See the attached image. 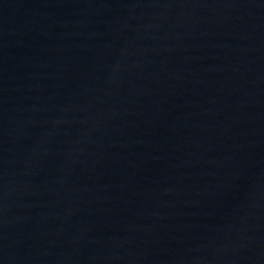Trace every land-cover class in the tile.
I'll return each mask as SVG.
<instances>
[{"label": "water", "instance_id": "1", "mask_svg": "<svg viewBox=\"0 0 264 264\" xmlns=\"http://www.w3.org/2000/svg\"><path fill=\"white\" fill-rule=\"evenodd\" d=\"M0 264H264V0H0Z\"/></svg>", "mask_w": 264, "mask_h": 264}]
</instances>
